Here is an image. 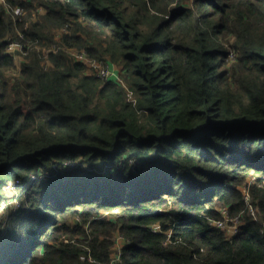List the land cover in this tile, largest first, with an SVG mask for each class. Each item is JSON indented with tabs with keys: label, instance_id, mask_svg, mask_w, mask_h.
<instances>
[{
	"label": "trees",
	"instance_id": "obj_1",
	"mask_svg": "<svg viewBox=\"0 0 264 264\" xmlns=\"http://www.w3.org/2000/svg\"><path fill=\"white\" fill-rule=\"evenodd\" d=\"M3 204L0 264H264V0H0Z\"/></svg>",
	"mask_w": 264,
	"mask_h": 264
},
{
	"label": "built area",
	"instance_id": "obj_2",
	"mask_svg": "<svg viewBox=\"0 0 264 264\" xmlns=\"http://www.w3.org/2000/svg\"><path fill=\"white\" fill-rule=\"evenodd\" d=\"M19 49H21V46L15 42L10 43L9 46L7 47V51L12 53V54L14 53V51L19 50ZM71 56L74 60L84 61L86 63H89L92 67H94L96 69L97 76L101 80H103L104 82H107V81H110L113 79L121 81L120 78L118 77V74H116L113 71L111 64L106 63L104 65H98L97 63L88 60L86 57V54L84 52H81V53L71 52ZM66 165L68 167L73 168L75 166V163H67ZM249 181L251 182L252 180H249ZM243 191H244L245 201L248 205V209L251 212L252 216L255 217V211L256 210L249 204V194L247 192V189L244 188ZM218 211L220 212V214L224 218V221L213 219V220H210V224L217 227V228H220L226 232H227V225L233 226L234 227L233 232L231 234L229 233V236L235 235L236 230H237V226H235V224H230V223L236 222L238 218L237 217H230L228 215L227 209L225 207L219 208ZM120 238H121L120 243H122L123 242L122 237L120 236ZM120 243H117V247H114L115 248V254L113 255V257L111 258V260L108 264H119L120 259H119V249L118 248H119ZM82 259H83V257H82Z\"/></svg>",
	"mask_w": 264,
	"mask_h": 264
},
{
	"label": "rangeland",
	"instance_id": "obj_3",
	"mask_svg": "<svg viewBox=\"0 0 264 264\" xmlns=\"http://www.w3.org/2000/svg\"><path fill=\"white\" fill-rule=\"evenodd\" d=\"M18 65H19V64H17V67H18ZM249 182H250V181H249ZM12 193H13V192H11L9 195H12ZM3 205H4V204H3ZM8 205H9L11 208H14L15 205H16V202L9 201V202H8ZM5 212H7V209L5 208V205H4L3 210L0 211L1 216H2V218H4V219L7 218V215L5 214ZM2 227H3V226H2ZM155 229L157 230L158 228L155 227ZM233 229H234L233 226L227 225V232H226L227 235H229V233L231 234V233L233 232ZM112 239H113V241H114V245H113V249H114V247H117V243H120V242H121V240H120L121 238H120L119 235L114 234ZM114 251H115V249H114Z\"/></svg>",
	"mask_w": 264,
	"mask_h": 264
},
{
	"label": "crops",
	"instance_id": "obj_4",
	"mask_svg": "<svg viewBox=\"0 0 264 264\" xmlns=\"http://www.w3.org/2000/svg\"><path fill=\"white\" fill-rule=\"evenodd\" d=\"M113 71H114L116 74H118V72L116 71V67L114 68V66H113Z\"/></svg>",
	"mask_w": 264,
	"mask_h": 264
}]
</instances>
